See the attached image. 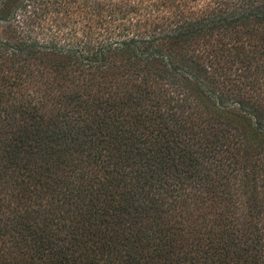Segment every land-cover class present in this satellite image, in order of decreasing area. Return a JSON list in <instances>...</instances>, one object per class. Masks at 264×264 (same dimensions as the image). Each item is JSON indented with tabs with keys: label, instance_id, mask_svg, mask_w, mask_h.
I'll list each match as a JSON object with an SVG mask.
<instances>
[{
	"label": "trees",
	"instance_id": "16d2710c",
	"mask_svg": "<svg viewBox=\"0 0 264 264\" xmlns=\"http://www.w3.org/2000/svg\"><path fill=\"white\" fill-rule=\"evenodd\" d=\"M0 264H264V0H0Z\"/></svg>",
	"mask_w": 264,
	"mask_h": 264
}]
</instances>
